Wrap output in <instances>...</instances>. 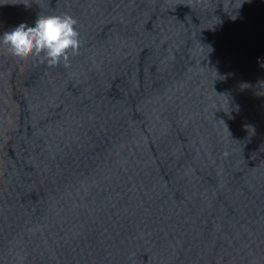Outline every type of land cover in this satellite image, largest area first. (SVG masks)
<instances>
[{
  "label": "water",
  "instance_id": "95a60500",
  "mask_svg": "<svg viewBox=\"0 0 264 264\" xmlns=\"http://www.w3.org/2000/svg\"><path fill=\"white\" fill-rule=\"evenodd\" d=\"M64 14L67 62L0 45V264H264V0H0V35Z\"/></svg>",
  "mask_w": 264,
  "mask_h": 264
},
{
  "label": "clouds",
  "instance_id": "9594fccd",
  "mask_svg": "<svg viewBox=\"0 0 264 264\" xmlns=\"http://www.w3.org/2000/svg\"><path fill=\"white\" fill-rule=\"evenodd\" d=\"M75 24L67 14L40 15L32 25L21 22L5 31L0 35V45L14 57L41 56L50 65L67 62L69 53L75 54L79 47Z\"/></svg>",
  "mask_w": 264,
  "mask_h": 264
}]
</instances>
